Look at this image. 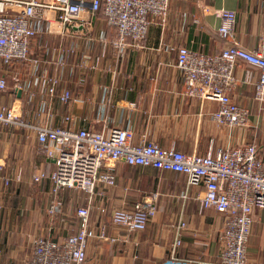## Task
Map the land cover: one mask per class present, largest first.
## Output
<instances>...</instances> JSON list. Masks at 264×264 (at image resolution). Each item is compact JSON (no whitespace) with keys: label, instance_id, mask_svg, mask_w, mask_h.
<instances>
[{"label":"crops","instance_id":"1","mask_svg":"<svg viewBox=\"0 0 264 264\" xmlns=\"http://www.w3.org/2000/svg\"><path fill=\"white\" fill-rule=\"evenodd\" d=\"M9 8L12 13L18 10L16 6ZM220 8L235 12L233 40L247 49L256 48L264 21V0H170L165 21L150 23L140 43L128 44L120 52L110 42L116 30L106 23L101 10L84 11L71 24L62 26L56 11L46 8L37 34L30 39L28 58L9 70V82L14 71L23 90L15 95L10 90L0 93V102L10 105L16 96L22 117L32 122L50 119L53 125L71 129L130 128L135 143L148 139L185 153L205 154L247 140L257 143L254 126L228 129L217 124L213 112L218 102L187 95L176 66L181 46L212 54L227 43L216 32L220 23L216 10ZM58 46L74 50L65 53L67 64L62 67L52 62L57 56L54 47ZM243 66L239 65L231 96L251 110L253 122V110L262 111L264 103L254 100L252 87L242 83ZM55 71L62 78L59 88H68L72 100L61 103L54 99L48 105L41 74ZM49 110L52 118H48ZM66 115L69 120L64 119ZM0 162L4 163L0 172V264H20L31 251L33 235L60 239L75 231L76 209L87 204L91 225L96 226L103 218L107 233L118 240L88 239L82 264H163L177 237L181 240L178 256L193 258L199 264L218 259L225 215L212 208L200 210L203 187H188L181 172L118 160L110 168L114 184L97 183L90 200L80 189H60L56 195L63 210L50 217L46 207L52 184L47 179L33 181L32 175L38 170L49 171L53 161L39 149L35 136L0 125ZM107 169V165L101 168ZM3 177L9 178V184L3 183ZM152 192L158 194L156 213L143 230L128 231L110 221V210L129 208ZM103 206L105 214L99 210ZM180 220L185 221V228L171 226ZM247 264H264V210L253 211Z\"/></svg>","mask_w":264,"mask_h":264},{"label":"built area","instance_id":"2","mask_svg":"<svg viewBox=\"0 0 264 264\" xmlns=\"http://www.w3.org/2000/svg\"><path fill=\"white\" fill-rule=\"evenodd\" d=\"M170 0H0V93L10 90L20 93L23 83L9 70L21 60L27 59L30 39L39 30L46 8L56 11V18L63 26L71 24L80 13L102 12L106 23L114 27L116 36L111 44L120 52L128 44L137 45L146 35L148 26L154 21L163 23L169 10ZM10 6H16L13 10ZM220 23L217 34L227 41L219 52L204 54L181 46L178 48L176 66L183 77L184 91L189 96L212 99L218 102L213 112L217 124L228 129L257 128V118L251 122V110L240 105L232 96L241 67V81L253 89V99L264 103V21L259 43L247 49L233 40L235 12L230 9L216 10ZM105 42V40H104ZM56 67L65 66V53L73 49L54 47ZM35 62L37 60H34ZM80 65V64H79ZM83 65V64H82ZM45 82L46 103L54 99L61 103L72 100L68 88H59L61 75L58 72L41 74ZM15 96L10 105L0 102V125L22 129L33 134L39 149L52 159L49 171L38 170L33 181L47 179L52 184L46 213L50 217L60 214L63 204L56 193L62 188H76L87 193L88 200L94 194L97 183L114 184L112 163L122 160L129 165L150 166L156 169L181 172L186 176L188 187L201 185L199 209L212 208L225 215L223 230L219 233L221 249L218 259L212 264H247V244L253 223V211L264 210V158L261 148L254 140L226 145L205 154L185 153L174 147L163 148L152 140H133L130 128L112 127L95 130L86 127L71 129L53 125L50 119L32 122L22 117ZM264 110V107H263ZM48 111V118H52ZM256 117V116H255ZM69 120V116L64 117ZM4 163L0 162V172ZM108 169L102 171V166ZM18 178V176L16 177ZM9 184V178L3 177ZM187 187V188H188ZM158 194H145L133 202L131 207L120 206L109 212L110 221L128 231L143 230L156 213ZM100 212L106 213V207ZM77 228L60 239L36 234L31 240V251L20 264H82L86 259L88 239L116 242L118 237L106 231L105 220L99 219L96 226L90 222V205L76 209ZM183 229L184 220L178 225ZM181 240L177 237L171 246L170 255L163 264H199L193 258L180 257L176 253Z\"/></svg>","mask_w":264,"mask_h":264},{"label":"rangeland","instance_id":"3","mask_svg":"<svg viewBox=\"0 0 264 264\" xmlns=\"http://www.w3.org/2000/svg\"><path fill=\"white\" fill-rule=\"evenodd\" d=\"M9 81H10V79L8 78V83L11 84V82H9ZM253 113H254V115H256V117H254V116L253 117L257 118V121H258L257 122L258 127L256 128L257 134H258L257 144L259 145V148H261V153H262V151L264 149V110L258 111V109H254ZM251 129H252V127H251ZM253 129H254V127H253ZM262 155H263V153H262ZM263 157H264V155H263Z\"/></svg>","mask_w":264,"mask_h":264}]
</instances>
